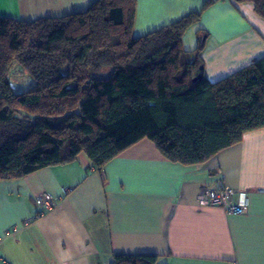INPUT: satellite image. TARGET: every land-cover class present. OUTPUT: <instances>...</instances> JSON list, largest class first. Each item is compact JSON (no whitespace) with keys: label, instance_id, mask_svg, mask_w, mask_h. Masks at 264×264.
Masks as SVG:
<instances>
[{"label":"trees","instance_id":"16d2710c","mask_svg":"<svg viewBox=\"0 0 264 264\" xmlns=\"http://www.w3.org/2000/svg\"><path fill=\"white\" fill-rule=\"evenodd\" d=\"M229 2L251 4L264 20V0ZM212 3L140 37L131 32L135 0H94L85 11L31 21L0 16V180L79 155L100 171L143 139L170 163L199 165L264 128V57L211 82L205 29L194 48H183ZM14 67L31 81L19 93ZM105 67L109 75L97 77ZM157 259L115 254L109 264Z\"/></svg>","mask_w":264,"mask_h":264},{"label":"crops","instance_id":"0c3cea01","mask_svg":"<svg viewBox=\"0 0 264 264\" xmlns=\"http://www.w3.org/2000/svg\"><path fill=\"white\" fill-rule=\"evenodd\" d=\"M93 1L0 0V16L60 17ZM206 1L135 0L132 36L200 11ZM212 1L192 29L206 31L203 74L216 82L264 57V20L251 4ZM217 181L246 193L244 214L198 203ZM44 193L54 207L41 215L36 199ZM115 254L157 255L156 264H264V128L199 165L170 163L143 139L100 171L79 155L0 180V264H109Z\"/></svg>","mask_w":264,"mask_h":264},{"label":"built area","instance_id":"2783aa9c","mask_svg":"<svg viewBox=\"0 0 264 264\" xmlns=\"http://www.w3.org/2000/svg\"><path fill=\"white\" fill-rule=\"evenodd\" d=\"M36 200L43 206V210L40 212L41 215L54 207V201L47 193L38 196ZM197 201L204 205L219 207L227 215H242L248 205V198L245 192H236L222 181H217L212 189L201 190Z\"/></svg>","mask_w":264,"mask_h":264},{"label":"rangeland","instance_id":"374dc122","mask_svg":"<svg viewBox=\"0 0 264 264\" xmlns=\"http://www.w3.org/2000/svg\"><path fill=\"white\" fill-rule=\"evenodd\" d=\"M184 36L185 38L188 37L189 39L184 42L183 48L184 49L194 48L197 42V36H196V32L193 31L192 27L185 32ZM109 73H110V68L105 67L104 69H101L100 71H98L96 73V76L106 77L107 75H109ZM27 76H28L27 73L25 71L20 70L18 67L12 68L11 73H10V83L15 93H19L30 87L31 81H29Z\"/></svg>","mask_w":264,"mask_h":264},{"label":"water","instance_id":"95a60500","mask_svg":"<svg viewBox=\"0 0 264 264\" xmlns=\"http://www.w3.org/2000/svg\"><path fill=\"white\" fill-rule=\"evenodd\" d=\"M199 78H201V74L198 75L196 78H193V81H195L196 79H199Z\"/></svg>","mask_w":264,"mask_h":264}]
</instances>
